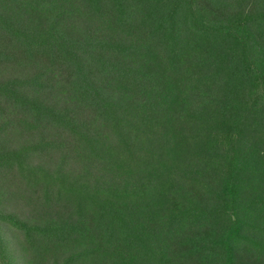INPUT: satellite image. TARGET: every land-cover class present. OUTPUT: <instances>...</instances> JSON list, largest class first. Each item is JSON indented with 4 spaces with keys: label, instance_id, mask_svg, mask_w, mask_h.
<instances>
[{
    "label": "trees",
    "instance_id": "16d2710c",
    "mask_svg": "<svg viewBox=\"0 0 264 264\" xmlns=\"http://www.w3.org/2000/svg\"><path fill=\"white\" fill-rule=\"evenodd\" d=\"M20 124L48 136L14 147ZM65 151L127 173L117 189L86 188L88 172L62 180L32 165ZM9 178L74 217L0 211L35 257L87 236L114 253L105 264H264V0H0ZM0 264H19L2 233Z\"/></svg>",
    "mask_w": 264,
    "mask_h": 264
},
{
    "label": "rangeland",
    "instance_id": "374dc122",
    "mask_svg": "<svg viewBox=\"0 0 264 264\" xmlns=\"http://www.w3.org/2000/svg\"><path fill=\"white\" fill-rule=\"evenodd\" d=\"M98 30L106 33L108 30L105 25H96ZM54 74V73H53ZM53 100L59 105H65L69 102L60 88L53 95ZM16 128L6 137L14 147L22 143L33 141L40 136H48L45 129L29 128L23 126ZM32 165L41 170L45 176L52 174L54 169L60 171V178H77L83 173H89L85 179L84 185L90 188L96 182L102 187L117 189L121 184L122 177L127 173L122 168L106 169L105 167L94 165L84 159L76 152L65 151L56 155L35 159ZM45 189L37 188L29 190L16 179H8L0 183V211L12 213L21 219L33 223L44 224L56 221L70 222L74 220L70 210L63 203H57L53 197L45 194ZM2 233L8 243V247L13 252L14 257L19 264H53L73 252L84 248L95 247L97 253L91 259L82 264H105L114 260V253L103 249L92 238L87 236L70 239L68 242L59 245H50L43 249L41 257H35L29 253L25 247L22 238L16 232L0 225Z\"/></svg>",
    "mask_w": 264,
    "mask_h": 264
}]
</instances>
